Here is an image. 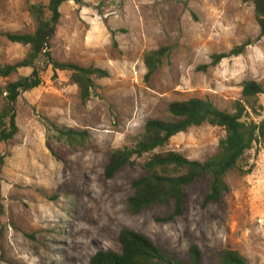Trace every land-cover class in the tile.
<instances>
[{"label":"rangeland","instance_id":"1","mask_svg":"<svg viewBox=\"0 0 264 264\" xmlns=\"http://www.w3.org/2000/svg\"><path fill=\"white\" fill-rule=\"evenodd\" d=\"M50 0H0V63L15 65L29 48L6 34L33 33L28 9ZM50 43L52 59L108 72L94 79L83 101L71 73L55 71L47 57L37 62L42 84L18 98L12 140L0 138V264H90L100 251L120 252V233H139L179 260L190 249L202 264H217L235 251L249 264H264V139L254 143L227 176L229 192L202 206L210 179L185 190L184 212L163 222L173 206H154L132 216L127 207L144 159L105 177L110 155L132 146L150 119L168 118L173 102L200 99L234 113L243 83L264 87V35L254 7L243 0H66ZM250 43L238 57L212 66V56ZM169 48L170 56L145 79L147 53ZM32 69L0 79L5 87ZM259 114L247 123L264 120ZM54 127L86 130L90 140L74 148L54 138ZM9 128V125H7ZM226 133L203 125L173 137L164 151L204 162L218 152Z\"/></svg>","mask_w":264,"mask_h":264},{"label":"trees","instance_id":"2","mask_svg":"<svg viewBox=\"0 0 264 264\" xmlns=\"http://www.w3.org/2000/svg\"><path fill=\"white\" fill-rule=\"evenodd\" d=\"M65 2L66 0H50L48 5H30L28 12L36 22L35 31L6 34L10 42L27 46L29 51L25 58L15 65L0 63V79L9 78L21 69H32V73L5 87V104L0 114V138L3 141L12 140L18 132L15 106L20 95L42 84L41 72L37 68V62L41 58L47 57L53 70L71 73V80L78 86L84 102L90 97L94 79L109 76L108 72L102 69L82 68L75 64L58 63L52 59L50 43L61 18L60 8ZM243 2L253 5L260 33L264 35V0ZM248 46L249 42L233 48L228 53L213 55L212 66L218 65L224 59L242 55ZM169 56L170 49L167 47L147 53L144 57L147 69L145 79L149 80L154 76ZM263 97L262 85L256 81H246L243 83L242 99L237 102L234 113L221 111L210 101L191 99L169 104L166 119L148 120L136 142L132 146L114 151L105 169V177L111 179L124 167L133 165L136 159H144V176L134 181V193L127 202L129 213L136 216L154 206H173L168 216L159 220L174 221L183 215L185 190L204 177L210 179V187L202 206L218 204L229 192L227 176L238 171V164L243 161L253 144L264 139V120L259 124L244 121L250 114H259L258 102ZM203 125L218 126L225 130L226 136L214 156L200 162L189 160L177 152L163 150L173 137ZM54 138L67 146L82 149L89 142L90 134L86 130L54 127ZM119 241L120 252H97L90 264H202V253L197 247H192L188 260L182 261L134 231L123 230ZM217 264L249 263L238 252L224 251L219 255Z\"/></svg>","mask_w":264,"mask_h":264}]
</instances>
